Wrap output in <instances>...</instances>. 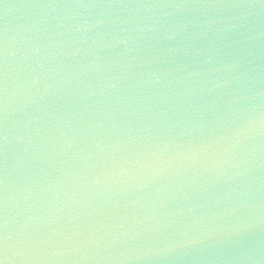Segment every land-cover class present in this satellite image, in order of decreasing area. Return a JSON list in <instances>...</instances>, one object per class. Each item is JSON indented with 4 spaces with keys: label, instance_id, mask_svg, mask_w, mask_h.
<instances>
[{
    "label": "water",
    "instance_id": "obj_1",
    "mask_svg": "<svg viewBox=\"0 0 264 264\" xmlns=\"http://www.w3.org/2000/svg\"><path fill=\"white\" fill-rule=\"evenodd\" d=\"M4 264H264V0H0Z\"/></svg>",
    "mask_w": 264,
    "mask_h": 264
},
{
    "label": "snow or ice",
    "instance_id": "obj_2",
    "mask_svg": "<svg viewBox=\"0 0 264 264\" xmlns=\"http://www.w3.org/2000/svg\"><path fill=\"white\" fill-rule=\"evenodd\" d=\"M0 264H4V262H3V260H2V259H0Z\"/></svg>",
    "mask_w": 264,
    "mask_h": 264
}]
</instances>
